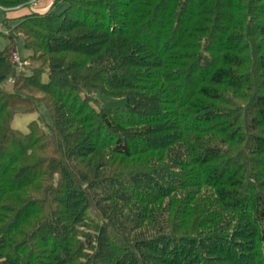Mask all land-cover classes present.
<instances>
[{
    "label": "trees",
    "instance_id": "16d2710c",
    "mask_svg": "<svg viewBox=\"0 0 264 264\" xmlns=\"http://www.w3.org/2000/svg\"><path fill=\"white\" fill-rule=\"evenodd\" d=\"M3 24L0 264H264V0H54ZM19 39L41 68L18 70ZM41 103L52 123L13 127Z\"/></svg>",
    "mask_w": 264,
    "mask_h": 264
},
{
    "label": "rangeland",
    "instance_id": "374dc122",
    "mask_svg": "<svg viewBox=\"0 0 264 264\" xmlns=\"http://www.w3.org/2000/svg\"><path fill=\"white\" fill-rule=\"evenodd\" d=\"M64 8H62V9L57 8L56 11L57 12H60ZM12 30H13V28H11L10 31H7V32L9 33ZM6 41L7 40L5 39V37L2 36V35H0V48L4 47V45L6 44ZM15 46H16V50H17L19 56L23 60H25V62H26L22 67L18 68V70H21V71L26 72V73H30L31 70L34 67L41 68V65H42V63H43V61H44V59L46 57L45 58H42L41 60H38V61L37 60L31 61L28 58V56H27L30 52L24 48V44H23L22 39H19L17 41V44ZM45 70H47V69L45 68ZM10 85H11V83H9V81H8V83L6 84V86L10 87ZM33 96L39 98L41 100V102H43L42 100H44V98H45V96L43 94H41V93H33ZM100 101L103 103V105H109V104L110 105H113V104H116V101L114 99H112V98H105L103 96L100 97ZM35 119H37V120L40 119V121L42 122V124H44L43 121H45L46 123H52L51 114H50L48 108L43 103L38 104V107H37V104H36V106L34 107V111H30L28 113H19V114H17L14 117V119H13L12 125L16 129H19V130H21L23 132H27L29 130V123L32 120H35ZM157 153H159V150H153L149 154L151 156L154 154V160H156ZM137 156L138 155H135V157H137ZM145 157H148V155L147 154H144L143 155V158H145ZM120 159L121 158L119 157L117 161H119ZM164 161L162 160V163H164ZM128 164L130 165V163H128ZM159 203L161 204V206L163 208H166V204H171V199L169 200L167 198H165V199L162 198L161 201H159ZM175 203H177V202H175ZM172 206H174V205H172ZM176 206H178V205L176 204Z\"/></svg>",
    "mask_w": 264,
    "mask_h": 264
},
{
    "label": "crops",
    "instance_id": "0c3cea01",
    "mask_svg": "<svg viewBox=\"0 0 264 264\" xmlns=\"http://www.w3.org/2000/svg\"><path fill=\"white\" fill-rule=\"evenodd\" d=\"M53 1L54 0H29L17 6L8 8L0 7V30L3 29L4 19H8V24L13 25L18 20V18H21L26 14L32 12H46L50 8ZM64 6V4H61L59 7L62 8Z\"/></svg>",
    "mask_w": 264,
    "mask_h": 264
},
{
    "label": "built area",
    "instance_id": "2783aa9c",
    "mask_svg": "<svg viewBox=\"0 0 264 264\" xmlns=\"http://www.w3.org/2000/svg\"><path fill=\"white\" fill-rule=\"evenodd\" d=\"M12 60H14L17 64V67L20 68L22 67L26 62L25 60H23L17 51L13 52L12 53ZM9 82H11L12 80L11 79H8Z\"/></svg>",
    "mask_w": 264,
    "mask_h": 264
},
{
    "label": "water",
    "instance_id": "95a60500",
    "mask_svg": "<svg viewBox=\"0 0 264 264\" xmlns=\"http://www.w3.org/2000/svg\"><path fill=\"white\" fill-rule=\"evenodd\" d=\"M1 7V6H0Z\"/></svg>",
    "mask_w": 264,
    "mask_h": 264
}]
</instances>
